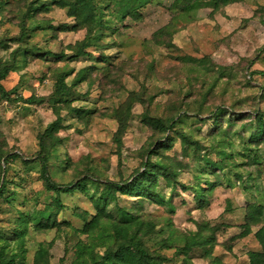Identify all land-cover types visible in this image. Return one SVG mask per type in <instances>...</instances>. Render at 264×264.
Masks as SVG:
<instances>
[{
	"label": "rangeland",
	"instance_id": "obj_1",
	"mask_svg": "<svg viewBox=\"0 0 264 264\" xmlns=\"http://www.w3.org/2000/svg\"><path fill=\"white\" fill-rule=\"evenodd\" d=\"M128 3L91 0L123 59L98 71L72 59L84 45L69 46L82 39L70 26L91 21L88 0H0V78L11 70L0 81V264L102 263L119 243L106 233L118 212L103 184L128 186L146 169L175 180L160 176L168 203L138 209L127 187L120 205L139 210L126 233L138 230L154 255L174 257L196 221L217 234L214 254L227 263L248 264L246 252L260 248L252 235L230 239L246 229L248 203L264 206V166L256 164L264 157V0H148L135 28L138 20L123 19ZM165 26L166 37L147 40L146 56L145 37ZM79 73L89 83L61 95L56 81L68 75L77 84ZM150 156L162 169L149 167ZM186 159L192 167L178 169ZM235 163L254 169L241 202L213 170ZM198 255L192 264L210 262Z\"/></svg>",
	"mask_w": 264,
	"mask_h": 264
},
{
	"label": "trees",
	"instance_id": "obj_2",
	"mask_svg": "<svg viewBox=\"0 0 264 264\" xmlns=\"http://www.w3.org/2000/svg\"><path fill=\"white\" fill-rule=\"evenodd\" d=\"M129 3L127 4V7L125 8L126 13L123 16V19L127 18L128 16H132L135 20L142 19L143 12H147L150 10L151 6L144 5L148 2V0H128ZM89 4L91 5V0H88ZM152 4V3H151ZM86 6V5H85ZM92 7V5H91ZM94 11V8L90 9V20L87 21L84 24L76 23V25L70 26V37L72 38L73 33H81L82 39L74 41L73 38L69 42V46H78V45H84L83 52H77L72 55V59H84V60H91L94 62V64L89 68H94L95 70H101L103 67H107L111 65L110 59H114L115 61H122L123 59L120 57V51L117 48V43H115L113 39L112 34H114V29L104 24L101 20H98L96 18V14ZM75 14L77 12L70 11L69 15L71 18H74ZM93 22V23H90ZM89 23V24H88ZM167 27H163L160 30L158 28H153L150 37H145V42L143 41L144 48L147 52L146 56L149 55L151 48L146 47L147 40H151L155 43V39L157 37H166L167 35H164L166 33L165 30ZM118 30V29H117ZM121 30V29H120ZM75 31V32H73ZM72 50V48H70ZM62 58H64V55H61ZM95 58V60H92ZM131 61H135L136 59H130ZM138 60V59H137ZM88 68V69H89ZM11 70L4 69L2 72V78H0V81L5 80L8 77V74ZM83 73V72H82ZM68 75H65L62 78H59L56 81V87L59 92H61V95H72L75 90H77L78 83H85L89 81L84 77V75L80 76V73L77 75L78 80H76L77 84L73 83L72 85H69L66 83L65 78ZM77 85V86H76ZM6 89L4 86L0 83V93L4 95L6 93ZM117 95L119 92L116 93ZM79 100V99H78ZM184 115V114H183ZM115 119V118H114ZM118 122V130H121L123 128V123L116 118ZM57 122H54L51 124V127H56ZM264 128V126H262ZM263 130V129H261ZM263 133V132H262ZM252 135V134H251ZM170 146L173 145V139H170ZM261 141V145L264 144ZM260 145V146H261ZM250 146V145H249ZM248 146V147H249ZM261 148V147H259ZM223 153V151H221ZM153 154H161L160 152H154ZM248 156V155H246ZM183 157V156H182ZM184 158V157H183ZM264 158V157H263ZM257 157L256 158V164H259L258 166H264V159ZM152 156L149 158L148 165L151 169L153 168H160L162 169L161 164L164 165L163 162H159L158 164L153 163ZM185 160V158L183 159ZM198 163L200 160H197ZM183 165L182 167H179L178 169H185L186 167H192V165H189V162L183 161L181 163ZM144 164V169H145ZM170 167V165L167 164V169ZM219 169H213L214 170V176L215 179L218 180L219 178L224 179L230 187L235 190L236 192V198L239 202L243 200L242 196V189H248L252 187L254 184V177L253 175H250L254 169H248L247 164L244 163H235L234 165H231L228 168H220ZM264 168V167H263ZM180 170L177 171L176 180L178 179V176L180 174ZM185 171V170H183ZM247 171H251L250 174L245 175ZM258 178L264 179V172L259 171ZM164 176L165 182L169 185L173 184L171 181L173 178H169L167 172H159L157 175H152V173H149L146 170L139 172V174L130 182V185L125 186V184H120L119 182H105L103 184L105 186V189L103 191H109L107 192V198L111 199L113 203L116 205L117 210V221L114 223V225L111 224V226L106 231L109 238L113 239L116 238L119 243H116V250L114 252H111L107 255V259L103 261L100 264H131L128 262V260L132 257L140 256V258H144L149 264H166L167 262H172L173 264H188L190 262L193 263V258L190 256L192 254H199L198 256L202 259V261L210 260V262L207 264H231L223 261L221 257L214 254V250L217 245V234L213 231L212 233L209 230V227L204 226L203 222L196 221V231H192L186 234H182L185 236L186 245H183L182 247L175 248V256L174 257H162L160 255H154L151 250L143 247L141 239H140V232L136 230L135 232H127V227L130 224H134L136 220L138 219L137 212L139 210H135L134 207H123L120 205V196L125 195V193H128V191L125 190L128 189L127 187H133V193L134 199H137V205L139 206L138 209L145 208V205H164L168 202L166 201L165 197L163 196V193L161 192L162 188L160 189L159 183H160V176ZM169 179V180H167ZM47 184L50 187H54V183L50 181V179H46ZM264 182V181H262ZM212 183L211 188L215 187V182H209ZM196 196L195 198H201V200L206 197V190L205 187L200 186L199 188H196ZM207 198V197H206ZM200 200V201H201ZM243 202V201H242ZM247 202V201H246ZM257 203H248L245 206L244 209V226L245 230L242 231L237 236H234L230 239V242H234L237 240L245 239L248 236H254L256 241L258 242L260 248L255 250H248L246 252L247 258L249 261V264H264V221L262 220L264 217V206L263 205H256ZM175 212V210H174ZM123 215H122V214ZM153 218V217H152ZM169 223V222H168ZM167 223V228L170 229L168 232L174 233V229H179L177 227L178 225L174 221H170V223ZM158 228V226L156 227ZM155 228V230H156ZM174 228V229H173ZM82 233V232H81ZM156 233V232H155ZM159 233V232H157ZM117 241V242H118ZM118 244V245H117ZM225 250L228 252H233V246L227 245L225 246ZM133 252V253H132ZM137 254V255H136ZM181 259V261H179ZM133 264H139L137 260H134ZM206 264V263H204ZM235 264V263H234Z\"/></svg>",
	"mask_w": 264,
	"mask_h": 264
},
{
	"label": "crops",
	"instance_id": "obj_3",
	"mask_svg": "<svg viewBox=\"0 0 264 264\" xmlns=\"http://www.w3.org/2000/svg\"><path fill=\"white\" fill-rule=\"evenodd\" d=\"M141 20H138V21H134L131 26H133L134 28L137 26V24L140 22ZM140 34H137V36H139ZM248 264H249V261H248Z\"/></svg>",
	"mask_w": 264,
	"mask_h": 264
}]
</instances>
